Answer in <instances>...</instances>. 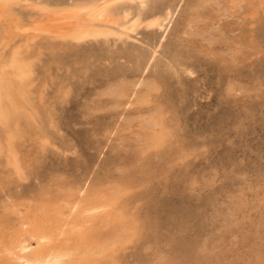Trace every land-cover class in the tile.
<instances>
[{"label":"rangeland","instance_id":"rangeland-1","mask_svg":"<svg viewBox=\"0 0 264 264\" xmlns=\"http://www.w3.org/2000/svg\"><path fill=\"white\" fill-rule=\"evenodd\" d=\"M80 1L92 0H30L26 4L21 0L13 7L23 28L21 36H10L0 31L1 45L7 47L2 39L5 34L14 39L21 38L24 41L21 45L25 43L26 28L42 19L31 5L66 6ZM234 2L245 3L244 15L255 22V27L248 25L247 38L242 30L243 26L239 22L233 26L222 19L220 10L212 13L207 10L194 12L191 6L198 3V0H184L188 7L178 17L174 12L170 20L163 5H176L177 0H143L129 1L132 7L127 9L129 18L125 20L136 17L142 23L133 33L129 32L127 38L110 37L107 41L87 40L76 44L51 40L41 35L31 43L32 46L29 45V48L48 59V63L44 65L48 73L54 67L59 71L61 61L64 62L65 69L83 65L84 80L77 81L79 90L76 97L62 104L59 111L54 106L50 110L51 101L43 102L44 97H38L35 91L30 90L34 109L41 117L37 118L38 124L34 129L45 133L52 152L50 155L44 154L40 161L37 159L38 140L31 136L20 139L16 143L19 145L17 150L20 151L27 176L22 182L9 173L3 159H0V183L6 182L10 187H15L16 196L19 197L14 201L13 212H0V264H14L8 251H14L19 240L27 241L31 246L27 254L29 258L35 252L53 250L69 254L67 264H101L109 256L131 262L139 255L137 250L147 235L154 239L157 233L166 235L174 228L177 214L193 211L204 216L200 232L203 233V243L209 248V258L219 260L233 252L237 238L229 233L221 234L215 228L214 220L219 215L217 204L224 207L225 198L232 202L233 193L221 183L205 189L193 199L191 192L185 196L184 181L193 169L203 179L206 173L216 175L217 165L224 170L233 166L236 159L243 165L245 156L258 179L259 161L253 160L252 156L258 158L259 149L264 145V125L261 124L264 110L261 109L258 94L253 99L250 94L244 93L260 79L261 62L264 59V46L261 43V13L264 8L260 7L262 0H218V3L226 6ZM137 4L150 7L141 9L135 6ZM31 13L34 15H30ZM157 16L162 24L161 29L147 27L148 20ZM117 17L119 18L118 15ZM221 26H227L230 32L235 27L236 34L231 37L235 44L213 42L214 29ZM112 29L118 31L116 26ZM237 46L238 51L233 52L232 49ZM210 48L220 49L215 53V60H209ZM150 56L155 57L154 62L149 60ZM178 57L184 62L179 66L180 74L174 73L170 78L168 87L176 90L177 96L183 94L185 99L190 97L192 111L187 112L182 121L177 119L173 124L171 119H167V113L158 114L149 110V106L143 103L142 96L147 91L146 85L151 82L146 76L150 73L151 78H155L161 74V69ZM149 64L154 66L149 68ZM188 72L192 75H188ZM35 75L36 79L41 78V72L37 71ZM139 84L144 85L143 91L137 88ZM202 92L207 93L208 99H204ZM197 98L200 100L199 106L196 104ZM85 106L92 107L94 123L83 121L81 113ZM249 115L252 116L250 128L244 127V119ZM166 119L168 125L181 127L182 124L181 135L190 137L202 146L205 141L211 145L202 158L193 159L189 167L184 166L187 161L169 164L167 156L153 155L151 145L154 140L171 131L165 125ZM90 128L96 130L91 137ZM241 128L243 135L240 134ZM133 130L135 135H132ZM109 131L115 135H107ZM229 133L233 134L231 142H224ZM129 136L132 139L126 141L125 138ZM133 141L136 142L133 144ZM104 149L108 150L107 153ZM85 158L89 162H95L93 167L100 165L97 172L104 179L93 184L86 195L81 196L79 190L83 189H80L76 176L80 175L82 178L79 160ZM37 169H40V176H36ZM34 177L47 185V192L40 190ZM60 177L64 179L56 183ZM195 179L196 176L193 175L192 180ZM144 182L148 183L150 192L143 187ZM217 187L219 191L216 190ZM234 187L243 194V199L236 202L235 206L239 208L242 204L243 209L247 210L239 211L237 228L244 238L240 243L243 244L251 236L253 255L258 259L264 245V237L261 235L264 194L260 192L259 183L255 191L247 193L242 187ZM78 201L80 205L82 203L79 208H97L85 223L81 221L80 211L71 215L72 218L68 216V208ZM2 204L3 201L0 200V206ZM56 221L63 224L62 227L65 225L63 234H60L62 227ZM40 232L50 239L43 246H36L34 234L37 236ZM173 255L183 259L193 258L192 253L187 251ZM246 256L247 251L235 253L236 259Z\"/></svg>","mask_w":264,"mask_h":264},{"label":"snow or ice","instance_id":"snow-or-ice-1","mask_svg":"<svg viewBox=\"0 0 264 264\" xmlns=\"http://www.w3.org/2000/svg\"><path fill=\"white\" fill-rule=\"evenodd\" d=\"M2 3V0H0ZM13 5H9L12 7ZM137 8L150 7V5L137 4ZM132 7V4L129 3V0H109L102 4L95 3H85V4H74L70 5L65 9L69 12H80L85 14L96 13L100 18L105 16H119L120 20H125L129 18V13L127 9ZM188 7L184 3V0H177L176 5H163V9L167 11L168 19H172V14L175 12L177 17L181 12ZM194 12H199L201 10H207L209 13L214 12L215 10H220L222 19L226 20L228 23L235 26L236 22H239L243 26V32L245 38H247V27L251 25L255 27L254 20H249L244 15L246 4L243 2H234L230 6L223 5L218 3V0H198V3L191 6ZM261 8H264V0L260 5ZM95 16H88L87 19H94ZM262 20V35L261 43L264 46V12L261 13ZM118 26V25H117ZM236 34V29L233 27V30L230 32L227 26H221L218 29H214V35L212 37L213 42H220L221 44L225 42H230L235 44V41L231 40V37ZM3 42L7 44V47L4 48L3 45H0V86L3 85L5 76L10 72V70H19L21 75L18 77L19 89L22 92H27L28 90H33L37 93L38 97H44L45 103L51 101L50 110L54 106L56 111H59L60 106L69 102L71 99L76 97L78 89L77 81L84 80V66L77 65L75 67L69 66L65 69L64 62L59 63V71L53 68L51 73H48L44 69V65L48 63V59L45 58V55L37 53L34 49L29 48L27 51L21 47V39H13L5 34L3 37ZM31 41L29 44L31 45ZM220 51L218 48H210L208 50L209 60H215V53ZM233 52L238 51V46L232 49ZM264 55V53H262ZM149 60L155 61L154 56H150ZM184 61L179 59L172 60L170 65L165 66L160 70V75L155 78H151L150 73L146 76V79H150L151 82L146 85L147 91L143 93L142 101L145 105L149 106V110H154L158 114L167 113V119H171L173 124L177 119L183 120V116L192 111L191 98L185 99L183 94L180 96L176 95V90L169 89L168 82L170 78L173 77V74H180L179 66ZM147 63V61L145 62ZM149 68L153 67L154 64H149ZM144 70V66H141V71ZM41 72V78L36 79L35 73ZM192 75L191 72L187 73ZM144 85L139 84L137 88L140 91H143ZM231 90L229 95H231ZM250 94L253 99L259 95L261 109L264 110V59L261 62V71L260 79L257 84H253L249 87L247 93ZM201 95L204 99H208L206 92H202ZM230 102V101H229ZM124 103H127L125 101ZM197 106L200 104L199 98L196 101ZM114 107L116 105H113ZM131 107V105H129ZM93 109L91 106H85L81 117L83 121L88 124L94 123L92 119ZM55 115V113H53ZM19 117L15 122V128L13 127L14 120L13 114L5 111L0 107V134L7 136L8 138V147L9 154L11 151L18 147L16 144L18 138L22 135L20 131ZM123 119V117H121ZM167 119L165 120V125L171 128L170 132H165L161 138L154 140L151 145V150L153 155L159 157L167 156L169 158V164L175 162V164H181L185 161L188 163L184 164L185 167H189L191 161L196 158H202L203 153L208 151L211 147L210 144L205 141V145L202 146L200 143H197L195 140H192L186 135H181V127H175L167 124ZM252 116L249 115L244 119V127L250 128V121ZM261 124L264 125V115L261 118ZM96 130L89 129V137H91ZM241 135H243V128H241ZM25 138L31 136L37 140H40L45 133L41 132L39 129H29L26 133H23ZM107 135H115L109 131ZM135 132L133 130V134ZM233 134L229 133L225 137L224 142H231ZM132 137H126L125 140H131ZM136 141H133L134 144ZM104 143V141H102ZM132 147V144L128 145ZM195 149V150H193ZM107 153V149H104ZM52 148L51 144L47 140H41L37 148V159L42 161L44 154H51ZM78 155V154H77ZM209 155V159H210ZM244 164L240 163L239 159H236L233 166H228L224 170H221L219 166H216V175L211 173H206L204 178L201 179L199 173L193 169L185 177L184 194L187 196L189 192L193 194L192 198L195 199L196 196L202 194V192L214 185H220L223 183V186L233 193L231 201L229 198H225V206L219 207L217 204L219 215L214 217L215 228L219 229L221 234L229 233L232 236L237 238V243L231 254L222 256L219 260L215 257L209 258V248L206 244L203 243V233L200 232V224L204 219L203 215L197 214L195 211L191 213L177 214L174 228L169 230L166 235H160L157 233L155 239L151 235H147L143 239V243L140 245V248L137 250L139 255H137L131 262L127 260H117L112 257H108L101 264H264V245L261 247L260 256L257 259L253 255L252 250V238L249 236L244 243H240V240L244 238L240 234V230L237 228L239 222V211L243 209V205L240 204L239 208L235 206V203L243 199V194L236 191V187H242L245 190V193L249 191H255L256 185L259 183L260 192L264 194V145H261L259 149V156L253 155L252 159L259 161V174L258 179L255 171L251 169L248 164V158L245 156ZM95 162H89L87 159L79 160V168L82 173V178L80 175H77V181L79 182L80 189L79 191L81 196L86 195L89 188L93 184L103 181V177L100 176L97 172V169L100 167L99 164H96L93 167ZM167 171V169H166ZM75 174V173H74ZM19 178L24 179L23 173H17ZM195 175L196 179L192 180V176ZM36 176H40V169L36 170ZM35 179V177H34ZM64 178H57L56 183H60ZM36 185L40 186L42 192H47L48 188L46 184H43L41 179H35ZM143 187L149 192L151 189L148 186L147 182H144ZM219 191V187L216 188ZM171 191V188H169ZM19 199L16 196L15 187H10L6 182L0 183V200L3 201L2 206H0V212L4 214H10L15 209L14 201ZM249 199L251 197L249 196ZM245 212L246 209H243ZM261 211L264 212V200H262ZM147 231V230H146ZM261 235L264 237V223L261 225ZM181 251H187L192 253L193 258L183 259L178 255H173V253H180ZM237 251H247L248 256L242 259H236L235 253ZM251 257V258H248ZM21 264H30V262L22 261Z\"/></svg>","mask_w":264,"mask_h":264},{"label":"bare ground","instance_id":"bare-ground-1","mask_svg":"<svg viewBox=\"0 0 264 264\" xmlns=\"http://www.w3.org/2000/svg\"><path fill=\"white\" fill-rule=\"evenodd\" d=\"M24 1L26 4V2L29 3L30 0L29 1L24 0ZM129 1L130 2H132V1L142 2L143 0H129ZM20 2H21V0H2V3H0V31L8 33L10 36L12 34H15V35L20 34L21 29H23L20 22L18 21V19L16 17V13L13 9L14 5H18ZM105 2H109V0H97V1L92 0V1H88V2H81L80 1V2H76V3H72L71 5L85 4V3L102 4ZM31 4H32V2H31ZM9 5H13V6L9 7ZM31 6L34 7L33 9H35L36 12L39 14L38 17H41L42 19H41V21H39V19H40L39 18L38 19L39 22L36 21V23H34L33 25H30L28 27L26 26L27 28L25 27L26 30L24 31V34H26V35H25L24 40L26 39L25 43H27V44L29 43V41L34 43L35 42L34 40L41 35H43L46 38H49L51 40H58V41L65 42V43L73 42L76 44L85 42L87 40L103 39V40L107 41V39L110 37L115 38V39H122V37H124V36H126V38H127V34L129 32L133 33L139 27V25L142 23V22L140 23L139 18H136V17L131 19V20H128V21L123 20V22L120 23L118 20L119 18L117 16H115V17L105 16L104 18H100L99 15L96 13L85 14V13H80V12L65 11V9H67V7L70 5L49 6V5H45V4H33ZM25 7H27V6H25ZM30 15H32V13ZM90 15L95 16V18L91 19V20L87 19V17ZM28 17H30V16H28ZM35 19H37V18H35ZM147 20H145V21H147ZM148 21H147L148 23L146 24L147 27H153V26L158 27V28L162 27V24L158 20V16H157V18H154L153 20H151V21L148 20ZM113 26H116L118 28L117 29L118 31L113 30L112 29ZM19 36H21V34ZM12 38H13V36H12ZM22 42H24V41H22ZM113 42H115V41H113ZM1 43L2 42H0V45H1ZM24 44L20 45V46L23 47L27 51L30 44H28L27 46ZM20 75H21V73L18 69L17 70H10V72L8 74H6V76H5V80H4L3 85L0 86V107H2L5 111L13 114V120H14L13 127L14 128H15V122L17 120V116L20 118L19 124H20V131H21L22 135L18 138L16 143L18 141H21L20 139H23V137L25 136V135H23V133H26L27 130H29V129L36 128L37 124H38V119H41L38 111H36V109H34V105L32 104V99L30 97V90H28L27 92H22L19 89L20 81H19L18 77ZM39 122H40V120H39ZM34 140H36V139L34 138ZM41 140H47L49 142L48 137L45 135L40 140H38V144L41 142ZM38 144H37V146H38ZM18 148H19V146H18ZM19 152H18L17 147H16L11 151V154H9L8 138H7V136L0 134V159H3L5 167H7L9 169V173L14 175L17 179H19L22 182V181H25L27 176H26L25 168L23 167V162L20 158ZM24 163H25V161H24ZM17 173H23L24 179L21 180L19 178V176L17 175ZM10 176H8V177L11 178ZM77 197H78V195H77ZM81 205H82V203H81ZM81 205L79 204V201H78V203L76 202L73 205L71 204L72 207L70 206L71 208L70 209L68 208V210L70 211L68 216H70L69 218H72L71 215L76 214L80 211L81 221H82V223H85L89 220V218L92 216V214H94L96 212L97 208L96 207H85V208L80 207L79 208V206H81ZM78 208H79V210H78ZM61 212H63V211H61ZM67 213H68V211H67ZM74 217L75 216H73V218ZM62 220H60V221H62ZM75 221H77V220H75ZM57 223H59V222H57ZM69 224L72 225L71 223H69ZM59 225H60V223H59ZM62 225H60V226L62 227ZM67 226L68 225H66V227ZM73 227H74V224H73ZM76 227L74 229H76ZM64 230H65V225L61 228L60 234H63ZM81 231H82V229H81ZM35 234H34V238H35L36 246H43V244H46L47 242H49L50 237L47 236L45 233L40 232V233H38L39 235H37V236ZM84 234H86V233H84ZM70 240H71V238H70ZM30 247L31 246L27 243V241L19 240V241H17L15 248H14V251H16V252H14L13 250H10V251H8V256L10 257V259L12 261H14V264H21L22 261L30 262V264H67L66 260L68 261L69 254L62 252V251H53V250L44 251V252L38 251V252L33 253V255L29 258V257H27V254L30 250ZM84 249H86V247ZM88 249H89V247H88ZM85 255H86V252H85Z\"/></svg>","mask_w":264,"mask_h":264}]
</instances>
